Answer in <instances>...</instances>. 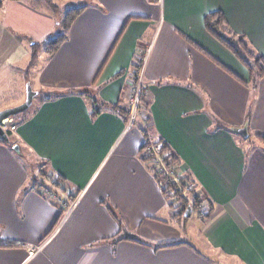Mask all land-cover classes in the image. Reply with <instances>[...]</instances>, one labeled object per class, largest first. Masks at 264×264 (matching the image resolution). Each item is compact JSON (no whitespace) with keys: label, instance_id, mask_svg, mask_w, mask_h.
<instances>
[{"label":"crops","instance_id":"1","mask_svg":"<svg viewBox=\"0 0 264 264\" xmlns=\"http://www.w3.org/2000/svg\"><path fill=\"white\" fill-rule=\"evenodd\" d=\"M62 2L0 0V80L20 73L15 102L27 77L38 92L12 138L53 176L33 178L0 143V264H264V77L245 84L247 70L203 24L222 11L264 58V0ZM73 7L84 8L65 42L29 66L57 12ZM137 59L147 108L129 126L113 106L127 109ZM244 126L252 139L232 130ZM144 130L211 205L204 218L193 209V235L140 158ZM126 234L135 241L111 240Z\"/></svg>","mask_w":264,"mask_h":264},{"label":"trees","instance_id":"2","mask_svg":"<svg viewBox=\"0 0 264 264\" xmlns=\"http://www.w3.org/2000/svg\"><path fill=\"white\" fill-rule=\"evenodd\" d=\"M47 3L51 4L53 9H56V6H54L52 3H50V0H45ZM84 7H76V8H68L65 12L64 20L62 21V27L61 30L62 32L58 33L57 35H54L52 38H48L43 41V43L38 44L34 43L33 45V50H32V56L31 60L29 63L32 64L35 59L37 58V53L43 52L49 56L53 55L54 51H56L60 45H62L65 40L68 37V32L71 24L74 22L76 19V16L79 15V13L83 10ZM204 24V29L207 34L211 35L216 42L221 44L223 47H225L229 53L236 58L239 63L242 65V67L247 70L248 72V80H246L245 84L250 85L252 88H255L259 82V79L264 77V58L258 53L257 51L254 50L253 46L249 43L247 40L245 34H238L231 30L229 27L228 23H226L224 14L222 11L218 12H211L208 13L203 20ZM82 94H88L87 91L81 92ZM144 108L146 110L147 106L143 100H140L139 103V108ZM114 111H120V113L123 115L124 120H126L128 116V111L127 109H122L118 106H113ZM91 112L93 115L98 113V109L95 106H92ZM249 113L247 112V118H248ZM228 129V128H227ZM6 133L9 139V143L3 141L0 139V143L6 145V146H11L14 143H17L19 145V150L21 151L20 153H17L20 158H27L26 151H24L23 147L16 142L15 139L12 138L11 131L6 129ZM143 134L145 135V139L143 144L141 145V150L139 152L141 160L146 163L148 166L149 171L151 172L153 178L157 180L161 186L162 193H164L166 198H169L170 195V190L172 189L174 192H176V197L177 200L179 201L178 204L182 205L183 211L180 213V220H184V213L188 207L191 208V211L196 207L200 205H206L208 208V213L211 211V205L207 202L204 201V198L202 195L199 193L197 194H183L181 191V188H178L177 185H174L170 183L168 180H165L164 177H162L157 169L155 167L151 166L148 162L150 161V157L147 155V150L146 148L148 147V141L149 138H152L147 132L144 130ZM154 139V138H153ZM245 140L248 139L244 138ZM155 140V139H154ZM255 140L258 141L259 144L264 146V136L256 135ZM156 143H159L162 145L161 149V156L163 157V163L165 167L167 166H173L176 165L178 166L179 164V159L178 157L174 156L173 153L169 150L168 145H164L162 142L155 140ZM155 166V165H154ZM51 178V176H50ZM56 181L50 182L49 185L52 187H59L61 186L60 183L62 181L59 180L58 183H55ZM37 185V184H36ZM39 188L43 189V186H41V183H38L37 185ZM74 199V196L72 197ZM71 199V202H72ZM191 200V202H190ZM206 203V204H205ZM121 239L125 240H130V241H135L131 235H121V236H116L113 237L111 240L113 242L120 241ZM173 244H169L166 247L172 246Z\"/></svg>","mask_w":264,"mask_h":264},{"label":"built area","instance_id":"3","mask_svg":"<svg viewBox=\"0 0 264 264\" xmlns=\"http://www.w3.org/2000/svg\"><path fill=\"white\" fill-rule=\"evenodd\" d=\"M141 60L142 59H137V63L134 65V71L132 73V80H131L132 87L128 97L129 100L127 107L128 116L125 120V123H127V125L129 126L134 124V119L139 112L138 108L141 100L140 96L142 95V89H143V86H141V74H140ZM9 121L2 123V126L4 128H7L8 131L10 130L12 132L15 130V126L12 123H9ZM147 146H148L146 148L147 155L148 157H150V161L148 163L151 166L155 167V169H157L159 174L162 177H164L165 180H168L170 183L177 185L178 188H181L182 190L181 192L185 195L195 192L194 183L191 180H188L181 173L178 166L173 165V166L165 167L163 163V157L161 156L162 145L156 143L153 138H149ZM169 192L170 195L168 198V203L170 204L174 216H178L183 211L182 205L178 204L179 201L177 200L176 192H174L172 189ZM63 205L64 208L68 207L67 203L65 202ZM197 212L199 213V215L205 217L204 215L207 216L208 214V208L200 205L197 208ZM36 250L37 248L35 246L29 244L27 245V251L29 252V254H33Z\"/></svg>","mask_w":264,"mask_h":264},{"label":"rangeland","instance_id":"4","mask_svg":"<svg viewBox=\"0 0 264 264\" xmlns=\"http://www.w3.org/2000/svg\"><path fill=\"white\" fill-rule=\"evenodd\" d=\"M66 1L69 2V3H72V2H75V1H78V0H74V1H72V0H63V2H66ZM84 1H87V0H84ZM78 3H81V2H78ZM65 10L66 9L64 8L62 11L60 9L57 12L58 13V17L60 18L59 25L57 26V29H55L53 31V33H51V35H49L48 37H46V39L52 38L54 35H57L58 33L62 32L61 27H62V21L64 20L65 12H66ZM23 64H22V66H23ZM140 65H142V62L140 63ZM133 71H134V68L132 70V73H133ZM3 76H4V72H3ZM2 80H3V82H1V80H0V106H2V105L3 106H6L7 105V107L0 108V110L1 109H5V108H8V107H12V106L19 105L20 102L23 101L24 97L22 96L21 99H20V101H17V102H15V100L13 98L18 95V93L20 92V90H22V87H23V81L21 79L20 73L18 71L16 72L15 70H9L8 73L6 74V77H2ZM26 83H29L30 84L29 77H27V80L25 82V85H26ZM25 85H24V89H25ZM18 90H19V92H18ZM140 98H141V96H140ZM36 101H37V99H36ZM16 103H18V104H16ZM142 110H143V113L146 112V110L144 108H142ZM19 116L20 115L9 118L10 121L9 120H4L3 123L9 121V123L14 124L16 122V120H18V117ZM4 129L6 130L7 128H4ZM248 135H249V133H248ZM249 137H250V135H249ZM253 142L254 141H251V143H252L251 147L254 146L253 145ZM254 144L259 145V144L255 143V142H254ZM24 161L26 163H28V167H29V170L33 174V178L37 179V177H41L42 175H43L42 177H45V176H47L49 174V173H46V170L45 169L42 168L43 169L42 170L41 167L39 168L37 165L33 164V162H31V160L29 158L25 159ZM49 176H50V174H49ZM52 177L53 176L51 175V178ZM53 181H55L54 178H53ZM193 193L194 192H192L191 194H193ZM191 194H189V195H191ZM63 204H64V202H60L59 203V205H61V207L64 208V205ZM201 206L207 207L206 205H201ZM197 208H198V206H196L194 209H196V211H197ZM191 215H192L191 217H189V218H183L184 220H181V227L183 228L184 227V224H186L185 226L187 227L188 235H190V234L193 235L192 234L193 233V230H198V224H199V220H198V217L196 215L195 210H192V214ZM198 215H199V213H198ZM204 216H206V215H204ZM180 218H181L180 215H178L177 216V219L180 220ZM199 218H204V217L201 216V215H199ZM199 249H201L203 251V248L200 245H199Z\"/></svg>","mask_w":264,"mask_h":264},{"label":"water","instance_id":"5","mask_svg":"<svg viewBox=\"0 0 264 264\" xmlns=\"http://www.w3.org/2000/svg\"><path fill=\"white\" fill-rule=\"evenodd\" d=\"M25 99L20 102L19 105L8 107L5 109L0 110V139L9 143V139L6 133V130L3 128L2 123L4 120H9L11 117H15L20 115V113L26 111L31 105H32V99L35 95H37L38 92L32 90L29 83H26L25 85ZM234 132H238L243 138L248 137V131L246 129V126L244 127H237L236 129H232ZM12 150L16 151V153H20L19 145L17 143H14L11 145ZM191 208L188 207L184 213V216L186 218H189L191 215Z\"/></svg>","mask_w":264,"mask_h":264}]
</instances>
